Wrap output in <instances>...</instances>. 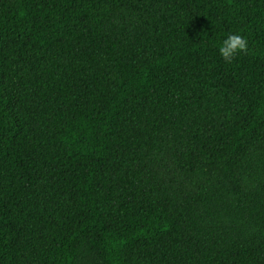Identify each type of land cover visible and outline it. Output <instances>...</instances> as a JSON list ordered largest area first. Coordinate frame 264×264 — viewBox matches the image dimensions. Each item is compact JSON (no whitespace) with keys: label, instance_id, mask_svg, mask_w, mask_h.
I'll list each match as a JSON object with an SVG mask.
<instances>
[{"label":"trees","instance_id":"obj_1","mask_svg":"<svg viewBox=\"0 0 264 264\" xmlns=\"http://www.w3.org/2000/svg\"><path fill=\"white\" fill-rule=\"evenodd\" d=\"M0 264H264V0H0Z\"/></svg>","mask_w":264,"mask_h":264},{"label":"clouds","instance_id":"obj_2","mask_svg":"<svg viewBox=\"0 0 264 264\" xmlns=\"http://www.w3.org/2000/svg\"><path fill=\"white\" fill-rule=\"evenodd\" d=\"M247 41L240 35H229L219 47L220 56L228 63L240 52L247 51Z\"/></svg>","mask_w":264,"mask_h":264}]
</instances>
